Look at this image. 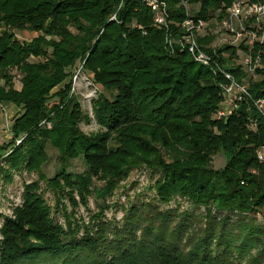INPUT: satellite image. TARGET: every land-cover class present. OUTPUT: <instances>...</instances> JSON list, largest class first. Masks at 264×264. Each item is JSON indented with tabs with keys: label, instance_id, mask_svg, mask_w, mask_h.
Here are the masks:
<instances>
[{
	"label": "trees",
	"instance_id": "16d2710c",
	"mask_svg": "<svg viewBox=\"0 0 264 264\" xmlns=\"http://www.w3.org/2000/svg\"><path fill=\"white\" fill-rule=\"evenodd\" d=\"M184 1L193 19L206 23L198 43L246 85L252 100L264 99V43L211 47L233 0ZM167 7L164 28L140 0H0V106L22 109L11 140L0 146L6 151L0 182H11L13 173L35 174L74 207L75 197L86 206L89 196L104 201L131 170L146 168L160 176V204L186 199L205 209L204 224L196 228L192 215L174 211L147 218L145 207L132 206L121 225L100 220L101 211L90 225L66 216L62 226L33 181L0 229V264H264V227L243 218L264 211V163L256 157L264 149V119L249 101L226 120L215 119L225 81L187 52L168 49L167 37L180 38L186 16L178 0H167ZM15 31L39 36L20 42ZM246 55L257 64L256 80L240 64ZM80 65L95 85L116 92L113 101L92 106L100 128L93 135L78 128L83 115L71 81L51 95ZM12 70L21 75L18 89ZM50 99L58 102L49 107ZM48 142L63 162L82 157L87 172L46 180ZM219 154L225 166L215 170Z\"/></svg>",
	"mask_w": 264,
	"mask_h": 264
},
{
	"label": "rangeland",
	"instance_id": "374dc122",
	"mask_svg": "<svg viewBox=\"0 0 264 264\" xmlns=\"http://www.w3.org/2000/svg\"><path fill=\"white\" fill-rule=\"evenodd\" d=\"M1 31V29H0ZM15 36L20 42H29L34 38H37L39 34L28 31H15ZM217 44V43H216ZM31 61H34L31 59ZM14 76V87L18 89L20 87L19 80L21 75L16 71H10ZM73 75V74H72ZM71 75V77H72ZM84 76L89 78L91 82L92 75L84 71ZM70 77V78H71ZM67 80L52 90L51 95L55 94L63 88L70 80ZM98 87V93L91 100V105L88 103V95L92 89H88L83 84H78L75 90V97L80 105V110L83 115L78 128L85 135H93L100 131L99 126L96 123L93 114V105L98 99H107L113 101L116 92L107 91ZM58 102L57 99H50L48 106L52 107ZM21 108L15 106L2 105L0 106V146H4L12 138L11 125L13 120L20 115ZM51 125L47 127L50 129ZM109 146L114 149L115 143L110 142ZM45 151L48 157L47 162L42 165L41 172L46 180L53 179L56 175L65 171L68 174H82L87 172L88 168L85 165L82 157L63 162L59 154V151L50 142L45 146ZM6 151H0V164L6 167L5 160ZM166 160L168 161L167 157ZM225 166V158L222 154L214 157L212 161V168L220 170ZM160 176L151 172L146 168L133 169L128 173L126 179L118 184V187L113 191L112 195L106 198L104 201L96 200L93 195L88 197L87 205H81L78 197H75L77 206H73L72 202L68 199L65 192L52 190L46 185L45 181L38 180V176L35 174H27L25 172L13 173L11 182H0V229L4 224L6 217H14V209L21 206V195L23 192V186L33 181H39L42 198L50 208L51 217L54 222L65 226V218L70 217L74 224L90 225L92 223V217L95 214L103 211L101 219L103 222H109L112 225H121L123 216L132 207L137 208L145 207L143 215L149 218L151 215H155L157 211L165 213L167 211H174L176 214H190L193 217L192 224L196 228L202 227L205 218V209L203 207H196L192 205L186 199L175 197L171 202L166 205H162L157 201L155 184L159 180ZM97 189H100L103 184L100 182L94 183ZM150 207V208H149ZM153 207V208H152ZM152 208V210H150ZM245 223L253 224L256 226L264 227V211H260L255 216L245 215L243 216ZM234 222L238 221V218H232ZM157 225V223H156ZM174 222H171V226ZM234 233V232H232ZM82 231L80 230L76 237H81ZM109 238L111 235L108 234ZM234 235H240L238 231ZM243 235V234H241ZM1 240V235H0ZM254 254V252H252Z\"/></svg>",
	"mask_w": 264,
	"mask_h": 264
},
{
	"label": "built area",
	"instance_id": "2783aa9c",
	"mask_svg": "<svg viewBox=\"0 0 264 264\" xmlns=\"http://www.w3.org/2000/svg\"><path fill=\"white\" fill-rule=\"evenodd\" d=\"M141 3L150 9L153 14V21L156 27L168 26V7L167 0H140ZM184 9L186 19L181 28L183 34L177 41L169 36L166 39L168 49L173 53L175 51L187 52L193 60L199 65L211 68L224 79L221 88L223 91V101L216 110L215 119L218 121L226 120L237 109L241 102L249 101L252 107L264 119V99L252 100L246 85L237 84L230 73H228L218 63L217 59L209 55L203 46L198 43V35L204 31L206 23L202 20L192 18L190 7L184 0H178ZM244 41L250 47L254 43H264V0H233L225 11V18L218 25V35L212 44V48H217L222 44L237 45ZM217 43V44H216ZM240 64L248 72L251 79L256 80L255 74L256 62L249 55L240 60ZM78 84H83L88 89H92L87 96L88 103L98 93V87L84 76L82 65L77 67L71 78V95L75 94V88ZM91 105V103H90ZM47 127L49 123H45ZM249 126L254 128V121H250ZM20 141L17 142V144ZM256 157L259 163H264V149L256 151ZM255 173V171H252Z\"/></svg>",
	"mask_w": 264,
	"mask_h": 264
},
{
	"label": "crops",
	"instance_id": "0c3cea01",
	"mask_svg": "<svg viewBox=\"0 0 264 264\" xmlns=\"http://www.w3.org/2000/svg\"><path fill=\"white\" fill-rule=\"evenodd\" d=\"M9 106H12V105H9Z\"/></svg>",
	"mask_w": 264,
	"mask_h": 264
}]
</instances>
